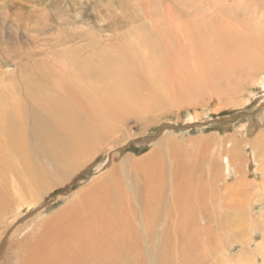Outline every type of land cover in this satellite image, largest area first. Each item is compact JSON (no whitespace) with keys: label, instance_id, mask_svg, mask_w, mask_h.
<instances>
[{"label":"bare ground","instance_id":"1","mask_svg":"<svg viewBox=\"0 0 264 264\" xmlns=\"http://www.w3.org/2000/svg\"><path fill=\"white\" fill-rule=\"evenodd\" d=\"M222 4L224 5V3ZM213 9L214 7L211 10ZM234 11L238 13V10ZM38 20L40 19L38 18ZM213 20L211 19V21ZM179 21L182 22L181 19ZM164 23L168 24V26L163 25L167 29L160 30L159 35L163 44L153 42L150 35L143 37L144 44L155 51V53H151L153 56L157 55V60L151 61L150 64H146L147 61H144L142 66L136 60L138 64L134 63V65L140 71L138 77L130 66L131 60L127 59L116 47H101L102 54L97 53V49H93L87 55L82 56L80 55L83 53L82 48L65 47L71 41L69 38L62 42L57 39L54 43L57 48L53 52L43 49L46 51L48 60H44L45 63L42 65L49 66L53 62L51 59L55 60L59 56H69L70 60L68 65L62 66V69H57L58 71L51 69L50 81L42 75L33 73L31 78L24 77L21 80L23 82L20 93H16L14 85L11 86V90H6L7 85H2L4 96L7 99H3L4 105L2 104L3 108L0 109V242L3 238L2 234L8 232L12 219L14 220L26 204L38 203L50 193L43 196L44 194L41 192V188L44 186L50 187L56 183H52L51 179L53 178H51L50 185L47 178L51 174H61L60 182L63 183L80 172L86 164H90L97 157L99 150L104 148V143L116 141V133L125 117L149 114L164 102H168V99L172 101L180 92L179 90L183 91L189 88L186 86H189L192 76L195 81L201 80L202 83H191L192 86H196L194 87L195 91H199L203 95L205 88L202 86L200 71L207 67L211 66L213 69L217 65L214 75L212 74L213 77L208 75L209 77L205 79L208 85L209 82L215 81L213 78L220 77L222 73L225 77L224 82L230 83L235 70L246 61L252 62L253 70L261 71L264 68V60H259L256 53H249L250 49L246 48L247 45L240 46L233 54L230 50L227 53L228 48L225 43L233 39L230 37L233 35L229 31H226L228 34L223 35L221 43L216 44L219 48L214 45L199 49L202 52V56H198L199 60H194L197 59V53L193 52L194 56H190L191 60L193 59L195 62L189 65L191 62L188 63V60H184L188 64L180 60L187 59V56L184 57L183 48H181L182 40L192 46V51L199 52L195 48L199 45L193 43L190 27L188 28L184 23L180 24L173 15H170ZM173 27L171 34L175 39H172L168 34V30ZM261 32H264V29ZM201 33L202 31L195 37L199 39L202 37ZM117 35L122 37L121 34ZM254 35L257 36V33ZM112 38L116 37L112 36L110 39ZM217 41L219 42V40ZM258 41L263 47L264 33L260 34ZM211 42L213 43L214 40ZM126 44L137 58L135 52L140 53V48L136 42ZM159 48H169L173 54L163 58L164 54ZM191 50L188 51L192 52ZM167 61L176 63V66L172 65V68H168ZM234 62L237 64H233ZM219 64L223 70L221 72L218 69ZM31 70H38V68L32 67ZM20 72L22 71L20 70ZM151 75L152 78L149 80L148 77ZM184 75L191 77L184 78ZM136 77L140 78L139 81ZM2 80L4 81L6 78L3 77ZM9 80L11 79L9 78ZM132 89L134 90L130 95L129 91ZM144 89L146 94L143 98L134 94L137 90L143 91ZM107 128L111 132H107ZM258 134L262 135L261 138L264 137V131ZM254 146L251 152L252 156L255 155V149H259L260 156L258 157L256 154V158L262 161V166L259 167L262 174V186L258 184L257 187L261 198L254 200L255 204L251 205L248 216L249 218L257 216L263 219L264 206L261 204H264V148ZM229 159L228 157V161H226L229 162L226 165L228 167L230 162L235 164L233 158L231 161ZM117 165L113 162L109 170L102 171L100 176L105 174L104 177L98 178L99 180H95L87 188L80 190L81 192L79 191L71 201L65 204L57 215L46 219L39 229L28 230L27 235L19 234L18 239L16 238L7 246L9 253H5L4 260H7L5 264H171V256H169L171 253L179 251L187 253L189 245L194 248L202 247L206 236L200 239L188 234L187 221L188 217L192 218L189 220L190 222L194 221V216L201 219L199 223L203 222V225L206 224L205 221H210L212 224L217 221V218H213L217 217L216 204H214L217 201L214 202L217 191L212 189V185L216 182L215 177H217L215 173L212 174L214 180H211L208 185L198 182L199 184L195 187L193 183H190V179L180 173L182 169L180 170L179 166L176 167L179 169L176 170L177 172H173L170 180L173 186L168 188L171 190V194L167 198L165 184H170L163 182L164 176L158 171L155 175L147 171L143 174L145 183L135 182L132 192L123 190L125 191L123 193L119 187L118 177L121 172ZM245 170L243 168L239 172L244 174ZM211 172L213 171L211 170ZM260 173L257 170L251 172L255 176ZM252 186L254 187V185ZM242 188L240 187V189ZM240 189L237 190L240 192ZM169 199L171 200L170 204ZM196 202H198V213L194 206ZM257 206H260L259 212H256ZM16 220H18L17 217ZM237 220L226 225L228 230L232 228L239 230L243 226L239 227V218ZM194 223L191 225L194 226ZM262 223L264 224V221ZM15 229L14 227L13 230ZM201 232L205 233L204 235L208 234L210 227L206 226L205 228L204 226L201 228ZM257 235H260L261 240L264 241V226L260 227L258 223H255L248 240L240 239V235L228 246L232 248L239 243L243 248L241 253H255L250 248L257 240ZM260 247L258 244V253H264ZM11 248L15 250L10 251ZM228 252L226 247L223 248L222 253ZM203 253H207V251ZM262 256L264 257L263 254ZM244 260L239 258L238 263L244 264Z\"/></svg>","mask_w":264,"mask_h":264},{"label":"rangeland","instance_id":"2","mask_svg":"<svg viewBox=\"0 0 264 264\" xmlns=\"http://www.w3.org/2000/svg\"><path fill=\"white\" fill-rule=\"evenodd\" d=\"M224 1L0 0V109L3 108L4 100L7 99L4 96L3 86L7 85L6 90H11V86L14 85L16 93H20L23 82L21 80L24 77L31 78L33 73L35 75L37 73V75H42L50 81L51 69H62V66L70 63L69 56H59L55 60L51 59L53 62L49 66L42 65L45 63L44 60H48L44 50L55 51L57 47L54 46V43L57 39L62 42L70 38V43L66 44L65 47L82 48L83 53L80 54L82 56L87 55L93 49H97V53L102 54L101 47H116L127 59L131 60L130 66H132V70L138 77L140 71L134 65V63L138 64L136 60H138L140 66L144 64V61H147L146 64H150L151 61L157 60V55L153 56L151 53H155V51L144 44L143 37L150 35L153 42L163 44L159 36L160 30L167 29L163 25L168 26L164 22L170 15H173L180 24L184 23L188 28L190 27L193 43L199 45V47L195 46L198 51L204 47H212L221 43L220 40L224 38L223 35L227 33L226 31H229L233 35L230 36L233 39L228 43L224 42L228 48L227 53L230 50L233 54L240 46L245 47L247 45L246 48L250 49V51L248 50L249 53H256V57L260 58L259 60H264V46H260L261 42L258 41L260 34L264 33L261 32L264 29V0ZM213 7L214 9L211 10ZM206 8L208 9L206 10ZM234 10H238V13ZM180 19L182 22L179 21ZM194 19L195 21L192 22ZM211 19L214 20L211 21ZM172 29L174 27L168 30V34L172 39H175L171 34ZM203 30L207 32L204 33ZM200 31H202L200 34L202 37L198 39L195 36ZM256 33L257 36L254 35ZM117 34H121L122 37ZM112 36L116 38L110 39ZM63 37L65 38L63 39ZM200 39L201 41H199ZM212 40H214L213 43ZM134 42L140 48V53L135 52L137 58L126 44H133ZM181 44L184 57L187 56V59H180L181 61L188 60V63L191 62L189 65H192L193 62L200 59L198 56H202L201 51H192V46L184 43L183 40ZM159 50L163 52V58L170 57L173 54L169 48H159ZM193 52L197 53L195 61L191 60V56H194ZM172 63V61L170 63L167 61L169 66L167 67L176 66V63ZM235 63L237 64V62L233 64ZM251 65L252 62L249 61L239 65L234 75L231 74L233 77L230 83L224 82L225 77L222 73L220 77L213 78L214 82L211 81L209 85L206 84L205 79L209 76L213 77L217 65L213 69L210 66L200 71L203 81V85H201L206 90H203V95L199 91H195L194 87L196 86H192L191 83H202L201 80L195 81L193 76L184 75V78H192V81L189 79V86H186L189 88L183 91L179 90L180 92L176 98L172 101L168 99L170 104L166 101L149 114L125 117L123 123L119 125L115 136L116 141L114 140L108 144L104 143L105 146L102 150H99L97 157L90 164H86L80 172L73 175L67 182H63L64 184L60 182L59 176L61 174H51L47 178L48 183L56 182L55 185L41 188L43 196L49 192L51 194L49 193L46 198L44 197L38 203L26 204L20 213L16 215L18 220H16V217L14 220L12 219L8 232L2 234L4 239L2 238L0 242V264L6 263L7 260H4L5 253H9L7 246L16 238L18 239L19 234L27 235L28 230L39 229L46 219L57 215L60 209L71 201L80 190L82 191L94 183L95 180L104 177L105 174L102 176L100 174L102 171L109 170L113 162L117 163L118 168H120L121 175L118 178L120 181L119 187L122 191L132 192L135 182L140 184L146 182L144 173L149 171L155 175L158 171L164 176L163 182L170 184H165V189H167L164 190L168 194L167 198L171 194V190L168 188L173 186L170 182L171 177L174 174L173 172H177L176 170L179 168L182 169L180 173L190 179L193 186L199 184L198 182H204L208 185L211 180H214L212 178L214 173L219 177H215V185H212V189L217 191L214 202L217 201L216 203L213 202L216 204L217 210H215L217 217L213 218H217V221L213 224L210 221H205L206 224L203 225V222L202 224L199 223L201 219L199 220L196 216L193 217L194 221L191 222L189 220L192 218L189 219L188 217V234L190 233V235L192 234L200 239L206 236V239L203 240L202 247L194 248L188 244L187 253L181 251L171 253L169 255L171 256V264L175 262V264H240L238 263L239 258L241 260L245 259L244 264H254V262L264 264V259H262L264 253H258L257 248L259 244L261 246L260 250L264 251V241L261 240L260 235H257V240L250 248L255 253H241L243 248L239 243L232 248L228 246L240 235V239L248 240L255 223H258L260 227L264 226L262 223L264 218L260 219L256 215L253 218L248 216L251 205L255 204L254 200L261 198L257 187L262 182V174L259 171L262 161L256 158V154H258V157L260 156L259 149H255L254 156L251 152L254 145L256 148H264V141H261L264 137L261 138L262 135L258 134L264 131V79H262L264 68L261 71H258V69L253 70ZM130 66L128 67L131 68ZM32 67H36L38 70H31ZM218 69L219 72L223 71L220 64ZM3 77L6 80L3 81ZM148 78L151 80L152 75ZM137 79L139 81L140 78ZM215 82H217V85H215ZM9 84L11 85L9 86ZM133 90L129 91L130 95H132ZM141 90H137L134 94L143 98L146 91L145 89ZM178 102L180 103L178 104ZM106 131L111 132L108 128ZM228 157L230 161L231 158L235 161V164L230 162L229 167L226 166L229 164V162H226ZM210 164L212 165L210 166ZM244 165L246 166L243 167ZM178 166L179 168H176ZM243 168L246 170L244 174H241L239 171ZM255 170L260 174L252 175L251 172ZM133 180L135 181L133 182ZM57 181L59 182L57 183ZM240 187L243 188L240 189ZM170 202L169 199V204ZM197 203L194 205L196 206V213L199 212ZM261 205L264 206V204ZM259 211L260 206H257L256 212ZM240 214L243 215L239 216ZM18 216H21V218ZM238 218L240 222L242 221L241 223L238 222L239 227L243 226L239 230L234 228L228 230L227 226L235 220L238 221ZM193 223L194 226H192ZM204 226L205 228L206 226L210 227V232L206 235L201 232V228ZM12 227L16 229L11 230ZM225 247L229 251L228 253H222ZM13 250L15 249H10V251ZM204 251H207V253H203ZM177 261L179 262L177 263Z\"/></svg>","mask_w":264,"mask_h":264}]
</instances>
